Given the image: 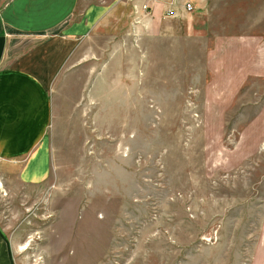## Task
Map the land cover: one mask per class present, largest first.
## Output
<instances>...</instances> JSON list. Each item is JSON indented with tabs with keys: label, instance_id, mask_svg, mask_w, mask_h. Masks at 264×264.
I'll list each match as a JSON object with an SVG mask.
<instances>
[{
	"label": "rangeland",
	"instance_id": "obj_1",
	"mask_svg": "<svg viewBox=\"0 0 264 264\" xmlns=\"http://www.w3.org/2000/svg\"><path fill=\"white\" fill-rule=\"evenodd\" d=\"M89 1L107 14L48 84V173L0 159L14 264H264V0Z\"/></svg>",
	"mask_w": 264,
	"mask_h": 264
},
{
	"label": "crops",
	"instance_id": "obj_2",
	"mask_svg": "<svg viewBox=\"0 0 264 264\" xmlns=\"http://www.w3.org/2000/svg\"><path fill=\"white\" fill-rule=\"evenodd\" d=\"M79 2L0 0V159L20 160L18 175L25 181L41 180L48 173L45 135L52 116L48 84L73 47L70 34L93 29L107 14L100 2L89 1L85 9H79ZM77 10H82V17L73 19ZM60 28L66 33L59 34ZM254 72L264 75V68ZM0 264H14L10 241L1 228Z\"/></svg>",
	"mask_w": 264,
	"mask_h": 264
},
{
	"label": "built area",
	"instance_id": "obj_3",
	"mask_svg": "<svg viewBox=\"0 0 264 264\" xmlns=\"http://www.w3.org/2000/svg\"><path fill=\"white\" fill-rule=\"evenodd\" d=\"M168 2L169 3L165 9L168 15L176 14L178 13V11H180V9L189 11L193 8V2L191 0H169ZM133 5L134 11L140 13L141 10H147L150 7L151 3L150 0H146L142 4L133 3Z\"/></svg>",
	"mask_w": 264,
	"mask_h": 264
}]
</instances>
